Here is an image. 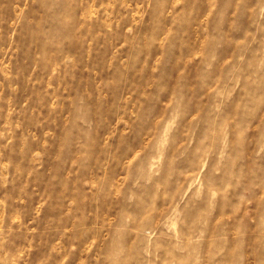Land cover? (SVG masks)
<instances>
[{"label": "rangeland", "instance_id": "1", "mask_svg": "<svg viewBox=\"0 0 264 264\" xmlns=\"http://www.w3.org/2000/svg\"><path fill=\"white\" fill-rule=\"evenodd\" d=\"M0 264H264V0H0Z\"/></svg>", "mask_w": 264, "mask_h": 264}]
</instances>
